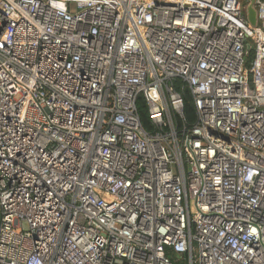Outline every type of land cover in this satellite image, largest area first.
Masks as SVG:
<instances>
[{"label": "built area", "instance_id": "obj_1", "mask_svg": "<svg viewBox=\"0 0 264 264\" xmlns=\"http://www.w3.org/2000/svg\"><path fill=\"white\" fill-rule=\"evenodd\" d=\"M249 4L0 0V264H264Z\"/></svg>", "mask_w": 264, "mask_h": 264}, {"label": "trees", "instance_id": "obj_2", "mask_svg": "<svg viewBox=\"0 0 264 264\" xmlns=\"http://www.w3.org/2000/svg\"><path fill=\"white\" fill-rule=\"evenodd\" d=\"M253 58V52H251L247 58L246 61V66L247 69L250 70L251 68V61ZM176 88H178L183 96V101H184V108H183V114H184V119L188 124H193L196 117H195V108L193 105V100H192V95L190 93V90L188 88H184L183 90H181V88L179 87L178 83H176ZM138 105V109L140 111V119L144 125V127L149 128V124H148V120L144 114V104L142 103V101H138L137 103ZM180 264V263H178Z\"/></svg>", "mask_w": 264, "mask_h": 264}, {"label": "water", "instance_id": "obj_3", "mask_svg": "<svg viewBox=\"0 0 264 264\" xmlns=\"http://www.w3.org/2000/svg\"><path fill=\"white\" fill-rule=\"evenodd\" d=\"M254 0H250V4L248 5L247 7V16H248V20L249 22L254 25L255 24V21H256V12L253 8V3Z\"/></svg>", "mask_w": 264, "mask_h": 264}, {"label": "rangeland", "instance_id": "obj_4", "mask_svg": "<svg viewBox=\"0 0 264 264\" xmlns=\"http://www.w3.org/2000/svg\"><path fill=\"white\" fill-rule=\"evenodd\" d=\"M245 16H246V12H245Z\"/></svg>", "mask_w": 264, "mask_h": 264}]
</instances>
